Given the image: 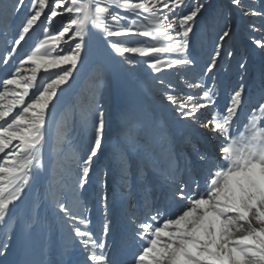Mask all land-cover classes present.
<instances>
[{"label": "snow or ice", "instance_id": "snow-or-ice-1", "mask_svg": "<svg viewBox=\"0 0 264 264\" xmlns=\"http://www.w3.org/2000/svg\"><path fill=\"white\" fill-rule=\"evenodd\" d=\"M208 7L204 0H12L7 15L15 14L19 24L0 54L5 66L0 70L5 73L0 76V230L5 232L0 258L7 259L8 241L17 229L21 248L31 247L41 208L47 205L56 223L48 226L45 243L58 252L56 264H264V72L259 95L246 92L247 65L238 62L240 82L215 110L220 59L234 56L223 53V43L231 38L230 12L255 18L248 25L251 44L264 53V0L259 6L254 0H229V15L219 13L225 24L197 71L191 51L194 27ZM57 18L67 23L54 29ZM41 25L42 34L21 55L19 50ZM92 35L101 38L113 59L146 65L150 74H159L155 79L173 115L193 134L204 135L208 144L197 150L195 164L182 168L166 141L144 146L149 156L163 158L167 187L158 199L146 196L126 215L118 235L130 244L127 253L119 240L109 243L113 220L106 194L99 197L105 210L99 234L91 219L73 207L102 148L106 123L98 102L85 117L91 138L86 152L73 160L74 181L58 188L49 184L25 217L14 219L12 213L27 189L44 188L51 108L83 63ZM170 72L178 74L180 83L163 79ZM246 103L249 110L241 120ZM64 134L61 130L60 136ZM127 172V161H122L120 181H127ZM107 175L101 173L104 185Z\"/></svg>", "mask_w": 264, "mask_h": 264}, {"label": "rangeland", "instance_id": "rangeland-1", "mask_svg": "<svg viewBox=\"0 0 264 264\" xmlns=\"http://www.w3.org/2000/svg\"><path fill=\"white\" fill-rule=\"evenodd\" d=\"M12 0H4L0 4V54L11 44L12 32L19 24V20L7 15L10 12ZM211 7L206 8L197 18L194 27L195 36L191 51L196 56L199 68H203L213 48V41L217 33L225 24L223 12L229 15V0H204ZM257 6L261 0H254ZM5 5L8 8L5 9ZM22 16V13H21ZM231 38L223 43V53L231 51L234 56L229 58L222 55L218 69V96L215 110H219L226 103L232 87L240 82L238 62H245L247 71L244 73L246 92L260 93L261 73L264 72V53L251 44L248 25L255 18L243 17L238 11L230 12ZM258 22V21H257ZM67 20L57 18L52 27L59 28ZM44 25L37 27L28 38V43L19 50L23 55L30 51L33 43L42 34ZM9 35L5 38L4 33ZM259 35V34H257ZM5 66L0 64V70ZM5 75L0 71V76ZM159 74H150L146 65L128 66L112 58L109 50L101 38L92 35L88 39L86 55L83 63L74 71V78L69 85L58 92L54 101L48 124L52 125L53 135L49 148L45 149L44 158L47 171L39 185L27 189L26 204L12 210L13 218H23L43 198L45 188L51 184L54 188L62 184H71L74 181L76 165L74 158L83 155L91 138L90 126L85 124V117L98 102L105 113V132L102 148L94 158L88 183L79 189V197L73 202L77 211L83 212L91 221L94 232L99 234L101 218L104 208L99 202L103 194L108 196L107 213L113 220V231L109 235V243L119 240L125 253L130 244L119 237L123 222L127 214L135 211L138 205L144 202L145 197L158 199L160 192L167 187L165 182V162L160 155L145 153L147 143L167 142L168 148L173 151L181 166L185 163L197 162V150L204 151L208 144L202 134H193L189 126L180 122L172 113L163 98V88L155 77ZM174 85L180 83L178 74L170 72L163 77ZM209 84L211 82H208ZM185 91L187 89L185 88ZM241 120L249 110L245 104ZM207 115V112L205 113ZM54 117L53 123L50 119ZM64 136H60V131ZM203 131V130H202ZM211 134H209L210 138ZM186 137L191 139L189 143ZM127 161V181H120V164ZM141 174L137 175V170ZM101 173H107V183L104 185ZM32 193V194H31ZM30 202H29V201ZM54 207V206H53ZM22 209V210H21ZM53 211L47 205L41 208V223L35 228L33 244L28 249H22L19 240V230L12 233L10 251L7 256L9 262L25 261L32 264H56L58 252L50 249L45 241L49 225H55ZM5 239V232L0 230V241ZM130 259V257H129ZM4 261V258H0Z\"/></svg>", "mask_w": 264, "mask_h": 264}, {"label": "bare ground", "instance_id": "bare-ground-1", "mask_svg": "<svg viewBox=\"0 0 264 264\" xmlns=\"http://www.w3.org/2000/svg\"><path fill=\"white\" fill-rule=\"evenodd\" d=\"M54 117L55 116H52V118L50 119V122H52L53 123V120H54ZM53 135V129H52V125L51 124H48V133H47V144H46V146H45V149L46 148H49V146H50V139H51V136ZM30 190V189H29ZM31 191V190H30ZM32 194V193H31ZM27 197H29V196H26L25 198H27ZM29 201V200H28ZM30 202V201H29ZM26 204V202H25V200H23V202L21 203V205L20 206H23V205H25ZM22 210V209H21ZM8 260H4L3 261V264H7L8 262H7Z\"/></svg>", "mask_w": 264, "mask_h": 264}]
</instances>
